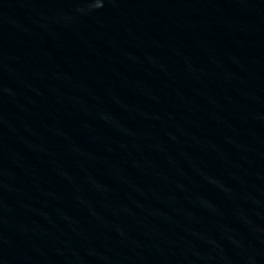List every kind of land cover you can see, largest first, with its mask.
<instances>
[{
	"label": "water",
	"instance_id": "water-1",
	"mask_svg": "<svg viewBox=\"0 0 264 264\" xmlns=\"http://www.w3.org/2000/svg\"><path fill=\"white\" fill-rule=\"evenodd\" d=\"M0 264H264V0H0Z\"/></svg>",
	"mask_w": 264,
	"mask_h": 264
}]
</instances>
